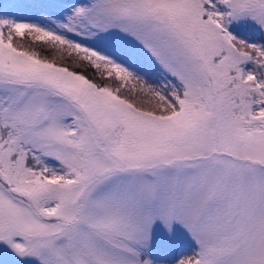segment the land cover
I'll return each mask as SVG.
<instances>
[{
	"label": "snow or ice",
	"instance_id": "snow-or-ice-1",
	"mask_svg": "<svg viewBox=\"0 0 264 264\" xmlns=\"http://www.w3.org/2000/svg\"><path fill=\"white\" fill-rule=\"evenodd\" d=\"M0 264H264V0H0Z\"/></svg>",
	"mask_w": 264,
	"mask_h": 264
}]
</instances>
